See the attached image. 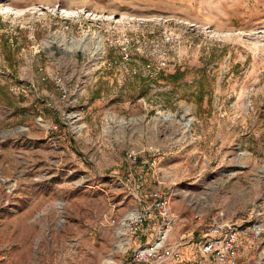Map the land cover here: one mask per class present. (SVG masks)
I'll return each instance as SVG.
<instances>
[{
  "label": "rangeland",
  "instance_id": "374dc122",
  "mask_svg": "<svg viewBox=\"0 0 264 264\" xmlns=\"http://www.w3.org/2000/svg\"><path fill=\"white\" fill-rule=\"evenodd\" d=\"M154 189L153 264H216L221 213L264 264V0H0V264H134Z\"/></svg>",
  "mask_w": 264,
  "mask_h": 264
},
{
  "label": "built area",
  "instance_id": "2783aa9c",
  "mask_svg": "<svg viewBox=\"0 0 264 264\" xmlns=\"http://www.w3.org/2000/svg\"><path fill=\"white\" fill-rule=\"evenodd\" d=\"M127 159L131 164H138L139 155L130 152L127 154ZM154 164L153 162L152 166ZM140 179L142 180V177ZM150 196L151 206L144 212L149 220L158 221V230L153 241L134 251L131 256L134 264H153L162 257L175 259L180 257L177 249L168 244L176 221V217L172 215L171 196L162 192L161 189L152 190ZM153 211L157 212L156 217H153ZM258 214L262 216V211L259 209ZM146 220V217L140 216L137 219L128 220L126 226L133 233H137L140 230V224L142 225ZM250 231L252 238L256 240L264 233V228L262 224H256ZM242 232V225H239L234 217L229 218L223 213L214 216L200 243L203 257L210 263L239 264Z\"/></svg>",
  "mask_w": 264,
  "mask_h": 264
},
{
  "label": "bare ground",
  "instance_id": "6f19581e",
  "mask_svg": "<svg viewBox=\"0 0 264 264\" xmlns=\"http://www.w3.org/2000/svg\"><path fill=\"white\" fill-rule=\"evenodd\" d=\"M139 217V214H137V213H134L132 216H131V219H137ZM120 233L122 234V235H125V229H124V227L120 230ZM107 264H111V262L110 261H107L106 262Z\"/></svg>",
  "mask_w": 264,
  "mask_h": 264
},
{
  "label": "trees",
  "instance_id": "16d2710c",
  "mask_svg": "<svg viewBox=\"0 0 264 264\" xmlns=\"http://www.w3.org/2000/svg\"><path fill=\"white\" fill-rule=\"evenodd\" d=\"M172 78L178 81V78H179L178 73L174 74Z\"/></svg>",
  "mask_w": 264,
  "mask_h": 264
},
{
  "label": "water",
  "instance_id": "95a60500",
  "mask_svg": "<svg viewBox=\"0 0 264 264\" xmlns=\"http://www.w3.org/2000/svg\"><path fill=\"white\" fill-rule=\"evenodd\" d=\"M188 125L190 126V123H188Z\"/></svg>",
  "mask_w": 264,
  "mask_h": 264
},
{
  "label": "crops",
  "instance_id": "0c3cea01",
  "mask_svg": "<svg viewBox=\"0 0 264 264\" xmlns=\"http://www.w3.org/2000/svg\"><path fill=\"white\" fill-rule=\"evenodd\" d=\"M151 223H152V221H151Z\"/></svg>",
  "mask_w": 264,
  "mask_h": 264
}]
</instances>
